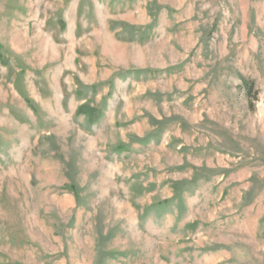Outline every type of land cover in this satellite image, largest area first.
I'll return each instance as SVG.
<instances>
[{
    "label": "rangeland",
    "instance_id": "rangeland-1",
    "mask_svg": "<svg viewBox=\"0 0 264 264\" xmlns=\"http://www.w3.org/2000/svg\"><path fill=\"white\" fill-rule=\"evenodd\" d=\"M0 264H264V0H0Z\"/></svg>",
    "mask_w": 264,
    "mask_h": 264
},
{
    "label": "trees",
    "instance_id": "trees-1",
    "mask_svg": "<svg viewBox=\"0 0 264 264\" xmlns=\"http://www.w3.org/2000/svg\"><path fill=\"white\" fill-rule=\"evenodd\" d=\"M84 107L86 108V106H82V107L80 108V110L83 111V110H84V109H83ZM90 110L92 111L93 109H90Z\"/></svg>",
    "mask_w": 264,
    "mask_h": 264
}]
</instances>
